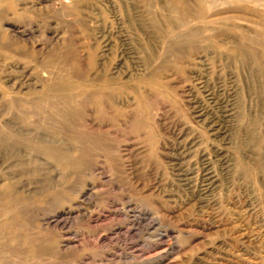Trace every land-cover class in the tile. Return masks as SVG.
<instances>
[{
  "label": "rangeland",
  "instance_id": "rangeland-1",
  "mask_svg": "<svg viewBox=\"0 0 264 264\" xmlns=\"http://www.w3.org/2000/svg\"><path fill=\"white\" fill-rule=\"evenodd\" d=\"M0 264H264V0H0Z\"/></svg>",
  "mask_w": 264,
  "mask_h": 264
},
{
  "label": "bare ground",
  "instance_id": "bare-ground-1",
  "mask_svg": "<svg viewBox=\"0 0 264 264\" xmlns=\"http://www.w3.org/2000/svg\"><path fill=\"white\" fill-rule=\"evenodd\" d=\"M38 101V100H37ZM43 101V100H42ZM41 102V101H40ZM52 111V110H51ZM71 113H73L72 111H71ZM73 115V116H72ZM72 115H69V113L67 114V115H65L66 116V118L65 119H67V120H69V119H71L70 117L72 116V118L74 117V113L72 114ZM70 121V120H69ZM68 121V122H69ZM19 133H21V132H19ZM23 133V132H22ZM6 137V136H5ZM2 139V138H1ZM19 140V139H18ZM47 140V139H46ZM8 141V140H7ZM40 141V140H39ZM38 141V142H39ZM43 141V140H42ZM48 141V140H47ZM41 142H39L38 143V145L40 144ZM16 144V143H15ZM43 144V145H42ZM51 146V145H50ZM43 151H44V153H42L43 155H46V156H48V157H50V158H57L58 160H60V162H64L65 164H74V163H80V162H82V160H74V159H72L71 157H70V155H69V153H68V151L66 150V149H62V148H58V150L56 151V150H53L54 149V147H53V149H50V148H48L47 147V145H44V143H41V147H40ZM16 156V155H15ZM5 159V158H4ZM79 159H82V158H79ZM36 160V162L39 160V159H35ZM56 160V159H55ZM4 161V160H3ZM9 161H11V160H8V162ZM6 162H7V160H6ZM42 162V161H41ZM3 164V163H2ZM4 164H5V161H4ZM8 164V163H7ZM12 164V163H11ZM42 164V163H41ZM13 165V164H12ZM6 166V165H5ZM12 167V166H11ZM25 186V185H24ZM12 188H13V190H14V186H12ZM25 188H26V186H25ZM26 189H28V188H26ZM48 190V189H47ZM14 196L15 195H13L11 198H9L8 199V201H7V203H8V207H11V206H13L12 204H14L15 203V200H17L18 199V195H16V196H18V197H15V198H17V199H15L14 198ZM7 206V205H6ZM8 224H9V222H8ZM11 225V224H10Z\"/></svg>",
  "mask_w": 264,
  "mask_h": 264
}]
</instances>
